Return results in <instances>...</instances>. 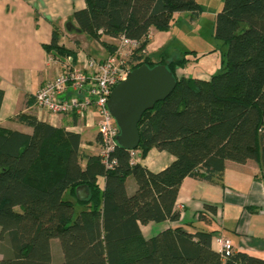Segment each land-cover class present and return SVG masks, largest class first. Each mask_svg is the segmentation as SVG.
I'll list each match as a JSON object with an SVG mask.
<instances>
[{
	"label": "trees",
	"instance_id": "obj_1",
	"mask_svg": "<svg viewBox=\"0 0 264 264\" xmlns=\"http://www.w3.org/2000/svg\"><path fill=\"white\" fill-rule=\"evenodd\" d=\"M85 2L86 8L72 15L74 30L101 42L108 54L122 37L135 41L128 58L133 69L163 64L177 84L143 113L135 163L130 151L117 145L109 157L116 163L108 168L100 152L82 149L80 133L29 112L13 119L30 132L0 124V264H264V258L245 252L220 253L213 245L215 231L176 227L146 238L141 230L150 222L180 219L176 201L186 177L222 183L228 160H254L264 171V0H223L213 32L220 50H188L176 58L161 53L157 60L143 52L152 29L168 31L179 12L194 19L200 11L196 0ZM45 48L75 62V52L59 43L55 29ZM213 52L221 56L220 72L209 79L178 75ZM3 98L0 89V108ZM97 142L101 145L99 135ZM152 148L175 159L152 171L141 163ZM129 177L135 182L132 192ZM82 185L87 198L77 195ZM66 193L73 200L64 198ZM76 202L84 206L78 214Z\"/></svg>",
	"mask_w": 264,
	"mask_h": 264
},
{
	"label": "crops",
	"instance_id": "obj_2",
	"mask_svg": "<svg viewBox=\"0 0 264 264\" xmlns=\"http://www.w3.org/2000/svg\"><path fill=\"white\" fill-rule=\"evenodd\" d=\"M84 8L85 0H0V89L4 91L0 124L30 132V128L13 119L20 111L29 112L53 126L80 133L82 149L97 154L100 145L96 129L84 127L75 115L51 114L40 108L34 99L35 92L44 83L66 70V58H59L45 48L52 41L54 29L59 33V43L75 52L76 66L82 67L93 54L89 48L88 51L85 49V42H97L100 49L96 48L94 55L98 59L108 55L101 42L83 32L68 29L69 22L76 26L72 20L74 12ZM171 29H152L148 52L153 58L157 54L158 59L161 53L176 58L189 50L180 55H176L177 49L172 52L170 47L174 46V36ZM215 54L219 52L207 54L196 61ZM178 75L209 79L212 73L197 69L193 74L180 68ZM174 159L171 153L152 148L141 163L152 171H160ZM127 185L132 192L135 187L132 177L127 179ZM176 207L181 212L179 220L141 225L144 237L150 238L176 227L191 233L198 229L211 230L215 231L214 237L222 235L229 238L234 250L264 258V171L260 170L256 161L237 163L228 160L222 183L184 178ZM208 207H215L216 212L212 213ZM201 212L207 214L205 219L199 218Z\"/></svg>",
	"mask_w": 264,
	"mask_h": 264
},
{
	"label": "built area",
	"instance_id": "obj_3",
	"mask_svg": "<svg viewBox=\"0 0 264 264\" xmlns=\"http://www.w3.org/2000/svg\"><path fill=\"white\" fill-rule=\"evenodd\" d=\"M136 42L122 37L114 53L103 59L88 58L82 67L73 63L72 57L65 59L66 70L44 83L34 94L36 104L51 114L75 115L86 128L96 127L101 139L100 154L108 168L116 160L109 157L118 145L119 127L113 118L108 100L113 88L127 79L133 70L128 62L129 47ZM148 46L143 52H148ZM71 93V94H70ZM132 163L137 161L138 151L130 149ZM213 245L223 255L234 251L232 241L222 235L213 238Z\"/></svg>",
	"mask_w": 264,
	"mask_h": 264
},
{
	"label": "water",
	"instance_id": "obj_4",
	"mask_svg": "<svg viewBox=\"0 0 264 264\" xmlns=\"http://www.w3.org/2000/svg\"><path fill=\"white\" fill-rule=\"evenodd\" d=\"M67 25L68 29H75L71 22ZM176 84L175 76L165 65L150 67L144 64L134 68L127 79L113 88L108 108L119 127L117 142L120 147L128 150L138 147V123L143 113L169 97ZM77 190L79 198L89 196L85 185L79 186Z\"/></svg>",
	"mask_w": 264,
	"mask_h": 264
},
{
	"label": "rangeland",
	"instance_id": "obj_5",
	"mask_svg": "<svg viewBox=\"0 0 264 264\" xmlns=\"http://www.w3.org/2000/svg\"><path fill=\"white\" fill-rule=\"evenodd\" d=\"M199 4V13L192 19V14L188 11L180 12L175 15L174 22L172 24V36L174 46L170 47L172 52H176V55H180L181 52H184L186 49L195 50L197 53L201 54L203 52H209L212 49L220 50V43H222L219 39H216L213 36L216 15L217 12L223 6V0H196ZM82 39H84L82 37ZM92 42L86 43L85 41V49L89 50L93 53L91 57L98 59L96 54V48L100 49L97 42L91 40ZM108 41L115 42L114 40L108 39ZM93 46V47H92ZM180 46V47H176ZM95 49V50H94ZM88 51V50H87ZM95 54V55H94ZM154 59H157V54L154 55ZM173 56V55H171ZM188 56H194L193 53H189ZM103 58V57H102ZM220 63L221 56L219 54L209 55L201 59L199 62L191 61L185 67L186 72L193 73L197 69H205L208 72L214 74L216 72H220ZM91 129H96V127H91ZM97 131V130H96ZM64 198L72 199L69 193H66ZM76 214L79 213L80 210L84 209V206L80 205L76 202L75 204ZM59 242L58 239H56ZM54 257L60 258V250L57 244L54 245ZM1 257V255H0Z\"/></svg>",
	"mask_w": 264,
	"mask_h": 264
}]
</instances>
